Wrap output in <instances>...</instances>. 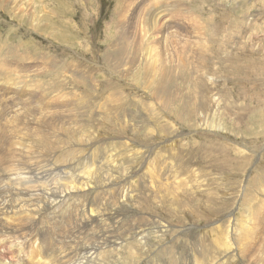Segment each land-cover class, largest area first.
<instances>
[{
  "label": "rangeland",
  "instance_id": "rangeland-1",
  "mask_svg": "<svg viewBox=\"0 0 264 264\" xmlns=\"http://www.w3.org/2000/svg\"><path fill=\"white\" fill-rule=\"evenodd\" d=\"M185 3L183 6L188 11L195 6L201 16L198 22H203L199 25L204 30L192 22L195 33L188 25H180L184 22L176 23L171 16L166 17V24L174 27L160 30L161 17L145 15L149 8L175 4L173 0H0V68L4 66L6 70L4 76L0 75L4 78L0 82L3 92L0 111L11 106L25 111L30 105L58 111L67 109L77 117L74 120L78 124H75H80L81 128L80 134L75 136L78 140L69 141L68 136L59 150L54 151L57 158L33 178L23 175L21 180L16 178L14 184L0 180V203L8 200L9 187L22 193L19 197L23 213L13 215L0 208V218L12 227L11 231H5L7 228L0 224V229L5 231V234L0 231V240L15 252L11 263L26 264L30 261L28 254L39 255L37 260L40 261L43 246L35 239L41 235L33 224L38 222L36 225L42 228L53 229L59 219L44 209L46 199L32 196L33 188L51 193L58 184L65 190L64 185L74 186L81 179V183L88 181L92 186L114 192L110 204L123 202L127 214L139 210L147 215L149 223H140L150 231L146 233L150 242L143 245L144 251L151 254L166 246L167 249L174 247L172 256L177 257L174 264H188L189 250L190 255L198 259L196 255L204 249L200 244L186 246V228L194 226L189 234L198 238L212 228L214 220L206 216L215 212L216 207L192 204L195 197L208 188V192L214 191L216 185L229 189L233 204L214 217L228 223L213 227L214 235L223 236L231 244L234 254L230 261L264 264V237L258 235L264 226L256 224L249 210L253 203L256 208L264 205V186L259 189L253 186L255 169L264 164V71H257L264 69V0H188ZM116 5L125 6L127 12L117 17ZM129 7L144 8L146 12H128ZM153 20L157 25L151 23ZM225 41L234 49L236 64H242L244 70L258 72L263 81L256 80L254 73L241 77L236 76L235 70L232 74L231 69L225 70L226 54L221 53ZM205 43H208V58L219 53L220 61L213 58L211 66L204 65V54L199 57L198 51ZM133 61L137 62L134 68ZM66 64L80 73L65 69ZM191 64L209 73H214L210 71L212 68L218 70L211 96L216 102L211 111L202 112L198 107L201 93L194 85L198 76L191 74ZM22 66L26 67L25 72ZM164 67L172 69L173 73L159 95L155 88ZM54 84L61 88L53 89ZM117 87L122 94H116ZM77 110L81 111L79 115ZM6 127L2 136L14 142V133ZM48 130L53 132L51 128ZM17 142L25 147L26 153H45L47 141L41 135L22 133ZM177 153L189 164L188 170H194L208 186L198 190L194 178H188L187 172L174 174V170H178ZM12 159L9 157V161ZM134 160L139 164L132 165L130 162ZM152 160L158 163L148 168L140 164ZM213 160V164L217 160L230 162L223 180L215 182L210 179L216 178L215 175L204 176L197 170L211 171L208 163ZM22 163L24 158L21 157L10 167L20 173ZM60 167L68 168L60 170ZM51 169L57 172L42 178L41 173ZM140 172L151 173L156 184L149 182L147 189L142 190ZM174 181L178 188L175 186L173 195L165 199ZM214 182L216 185L212 184ZM159 183L165 184L164 188H160ZM119 188L122 189L118 191ZM139 191L144 193L146 205L134 204ZM185 199L188 202L178 209L177 204ZM36 200H42L40 206H34ZM85 205L82 196L76 219H81ZM167 205H174L170 207L180 217ZM103 209L97 208L95 215L99 217ZM224 213L230 216L224 218ZM129 220L127 217L125 222ZM71 222L72 226L76 225L75 220ZM258 223L261 220L258 219ZM231 229H234L233 235L225 232ZM247 229L255 232L254 236L246 238ZM142 230L136 228L125 238L139 239ZM9 232L18 237H9ZM66 236L72 238L73 243L57 247V251L67 253L81 248L82 255L86 231L83 230L82 235L73 232ZM28 239L32 241L26 244L24 240ZM92 242L90 238L85 243L91 245ZM217 245V252L223 250L222 244ZM5 262L0 257V264ZM205 263L201 259V264Z\"/></svg>",
  "mask_w": 264,
  "mask_h": 264
},
{
  "label": "bare ground",
  "instance_id": "bare-ground-1",
  "mask_svg": "<svg viewBox=\"0 0 264 264\" xmlns=\"http://www.w3.org/2000/svg\"><path fill=\"white\" fill-rule=\"evenodd\" d=\"M133 1H138V0H133ZM173 1L175 2V4L171 6H165L163 8L160 7L157 9L149 8L145 15L150 16V17H153V16L161 17L162 19L160 18L158 20L159 22L163 21V24L158 27V29L160 30H168V28L174 27L171 24L170 25L166 24L168 21L166 17L171 16V17H174L172 19H174L176 23L182 21L184 23H180L181 26L188 25L189 26L188 29L192 28L191 31L197 33L195 26L192 25V22H195V25L198 26L197 27L198 29L202 28L199 25V23L202 25L203 22L202 23L198 22L201 16L196 10L195 6L190 8V10L188 11V9L186 10L185 9L186 7L183 6V4L185 2H188V0H173ZM116 7H117L116 9L117 17H121L122 13L127 12L125 11V6L116 5L115 8ZM129 9L130 10H128V12L141 11V13L143 14L146 12V9L144 8L129 7ZM151 23L152 24L156 23L157 25V21L155 20H153ZM152 38L154 40V37ZM206 46H208V43H205V47H203L202 49L198 51L200 52L199 57H203V54H204V59H205L204 65L209 64L211 66L213 63L212 62L213 58H216V60L218 59L220 61L219 53L217 56L215 53V56L210 55V57L208 58L207 53L209 52V48H207ZM222 49H223V52L221 53L226 54L223 60L226 71H227V68L231 69L230 74H232L235 70L236 76L239 75L241 77H244L245 75H247V73H254V75L258 77L256 80L258 81L262 80L258 72L256 71L251 72L250 70L249 71L244 70L242 64L240 63L236 64L237 61L235 62L234 57H233L234 49L231 46L230 42L228 41L223 42ZM215 50L218 52L216 48ZM197 53H195L192 56V58ZM239 56H243V55L240 54ZM136 63H137L136 61L132 62L133 68L136 66ZM169 64H172V62H169ZM191 65L193 66V67L191 66L192 67L191 74L194 73L195 76H198V79L194 83V85L196 86V88L200 89V93H201V98L199 100L200 102H198V107L199 109H202V112H205L206 110L211 111V109H213L212 108L213 103L215 104L216 102V100H214L213 97L211 96L214 95V90L216 87V80L218 78L217 76L218 70L214 71V69L212 68L210 71H213L214 73H209L207 71L206 73L205 68L196 67L194 64H191ZM22 67H23L21 69L22 72H25L26 67L24 66ZM64 68L72 72L80 73L79 70L76 69L75 67L70 68V64H66ZM257 71H264V69H258ZM4 73H6V70L4 66H2L0 68V75L4 76ZM170 73H173V70L168 67H164L158 79L160 81L159 82L157 81V87L155 88V91L157 92V94L162 95L160 94V90L163 87H166V83L169 80ZM3 79L4 78H0V82L3 81ZM52 88L55 90H59L61 86L54 84ZM2 93L3 92L0 90L1 95ZM116 94H122L120 93L119 87L116 88ZM200 104H201V107H200ZM78 108H80V106ZM25 112L27 113L25 114ZM80 113L81 111H78L77 114L79 115ZM75 118L77 117L72 115L71 110L64 109V110L58 111V110L44 109V108L37 107L34 105H30L28 108L26 107L25 111H24V108H21V110L20 108L15 110V108L12 106L9 108H6L5 110H1L0 111V124L4 125L5 127L6 125L14 126V127H6L10 132L14 133V142H10L7 136L5 137L2 136L1 133L5 129V127L0 126V154H2V157L0 159V180L1 182L8 181V183L14 184L15 180H17L16 178L21 180L22 176L27 175V174L31 175L33 178L34 176H36V174L39 172L40 169H42L43 167L48 165L52 160L57 158V156L54 154V151L59 150L61 144L66 138H68V136H69V141L78 140L75 138V136L80 134L81 128H80V124L78 125L79 127L76 125L78 124V122L77 123L75 122L76 120ZM78 121H79V118H78ZM60 124L68 125V126L62 127L60 126ZM73 124L76 125L77 127L73 126ZM27 126H30V127H27ZM45 128H48V129L51 128L53 129L52 130L53 132L50 133L48 132L49 130ZM22 133L29 134L31 136L41 135L47 141L46 147L44 148L45 153H41L40 151H34L33 153L24 152L25 147L17 142V139L20 137ZM30 142L32 141H29L28 143ZM126 144L129 147L128 142H126ZM19 145H21V147ZM148 152L149 151H143V153H148ZM176 155H177L176 162L178 165V170H174V174L176 173V171H177V174L179 175L187 172L188 178L190 177L194 178L193 181L197 183L198 190H200L202 187L208 186L207 184H203L204 180L200 176L198 177V175L195 174L194 170H188L189 164L185 162L186 160L182 159L179 153H177ZM9 157L13 159L9 161ZM21 157L24 158V163L21 164L20 173H18L15 168L10 167V164L13 162H16V160H18ZM138 158L140 159L141 156H139ZM214 161L215 160L210 161L208 163V168L211 171H209L208 169H197V170L199 171L201 175H204V176L215 175L216 178H210V179L215 180V182H217L218 180H223V176L228 170L230 162L222 161V160L218 162L217 160V162L213 164ZM130 163L132 165H135L137 161L134 160ZM152 163H158V161H154V160L148 161L147 164L140 162V164L143 167H147V168ZM67 168L68 167H60V170L67 169ZM239 170L241 169L239 168ZM255 170H256L255 171L256 174L253 178L254 180L253 186L254 187L256 186L257 189H259L262 186H264V164H260L259 166H257ZM53 172H57V169H51L47 172H42L41 173L42 178L48 177L49 173H53ZM67 174H70V173H67ZM140 175H141L140 181L143 182V183H140L142 190L147 189V184L149 182H150V185L156 184L155 180L151 177V173L148 174L147 172H142ZM148 178L150 179L148 180ZM79 181L80 182L78 184H75L74 186L64 185L66 187L65 190L62 189V186H61L62 184L60 185L58 184L56 187L52 189L51 193L49 192L45 193V191L37 190V187L33 188L32 196L34 197L41 196L42 198L46 199L47 201L44 203V209H46L47 212L53 213L56 220L58 218L59 219L55 223L53 229L52 228L46 229L44 227L42 228L41 225H36L38 222H35L33 224V227H35L41 235V238H38L35 240L39 241L40 242L39 245L43 246V252H41L42 253L41 259L40 261H38L37 259L39 258V255L28 254L27 252L22 251L28 254L30 258V261L27 262L26 264H53V263H61V264H174V259L177 258V257L173 258L172 256V253L174 252L173 250L174 247H172L171 249H167L168 246H166L164 249H158V250L156 249L157 251L151 254L149 252L144 251L145 248H143V245H147L150 242L149 236L146 233L150 231L147 229V227L146 228L141 227L140 223L142 224L145 223V225L149 223V220L147 219V215L142 214L139 210H136L130 214H127L125 211V205H123V202L121 203L113 202L112 204H110L111 195L114 192H112L109 189L103 188V187L92 186L90 182L88 183V181L82 182V183H81V179ZM215 182L212 184L216 185ZM164 186L165 184L159 183L160 188H164ZM166 186H170V184L169 185L166 184ZM175 186L176 188H178L176 182H175L174 187H172V190L169 192V194L167 195L165 199L173 195ZM121 189L122 188H119L118 191H120ZM128 190L129 189H127V191ZM209 190L210 188L206 189L202 193H199L195 197V202L192 204H197L199 207H203L205 205H208L209 207H216L215 212L206 216V217H209L210 219L213 218L214 221H212V225L210 224L212 228L204 235H201L200 238L191 236L189 234L193 232L194 226H192L191 228H186L185 229L186 231L183 230L188 234V239L185 238L186 239L185 241L188 242L186 246L193 245L192 243H194V245L200 244L204 246V249L198 253V256L196 255V257L199 260L191 256L190 255L191 252L189 250V253L186 259L187 263L188 264H201V259H202L208 264L209 263L210 264H238L236 260L230 261L231 255L234 254L231 251L232 250L231 244H229V242L225 238H223V236L216 237L214 235L215 229L213 228L220 223L224 226H226V223H228V222H225L223 219H214V217L215 216L217 217L223 211L230 209L231 203H232L230 201H231V198H233L231 197L232 192H229V189H224V187L222 188V186L220 185L219 186L216 185L214 191L208 192ZM246 190H247V187H246ZM225 192L228 193V196L221 197V194H224ZM21 194L22 193L17 191V189L9 187L8 196H7L8 200L2 201L0 203V208L4 211L6 210L5 212L9 210L10 213H12L13 215H17L21 212L23 213V208H22L23 206L21 205V198L19 197L21 196ZM82 196H83V200L86 203V205L83 207L81 219H76L78 215L76 214V211L79 212ZM243 199L244 198H242V200ZM174 201L177 202L178 199L174 198ZM187 202H188V199H185L184 201L178 203L177 204L178 209H181L182 207L181 204L187 203ZM246 202L247 201H245L244 203ZM40 203H42V200H36V203H34V206H40ZM134 204H137V205L147 204L146 197L142 191L141 192L139 191V194L134 199ZM96 205L98 206L97 208L99 207L100 209L102 207L104 208L103 211H100L99 217L95 215L96 209H97V208L95 209ZM112 205L115 207L114 209ZM170 206H174V205H170ZM170 206L167 205V207L173 213L177 214L178 217H180V214L176 212L175 210H173ZM34 210L35 209H33L32 212ZM249 210L253 214V218L256 221V224L258 226L259 225L264 226V205L260 208H256L255 204L253 203L252 208H250ZM196 211L197 213H199L198 212L199 208H197ZM28 213H31V211H28ZM224 215H225L224 218H226L227 216H230V214H225V213ZM123 216L125 217L122 218ZM64 217H67V218L64 219ZM127 217L130 220L128 222H125V219ZM1 218H0V224L7 228L4 230L11 231L12 227L7 223V220L1 219ZM67 219L68 221L70 220L69 223L67 222ZM258 219L261 220V223H258ZM72 220H75L76 227L72 226V222H71ZM96 226H98V229L96 228ZM66 227H68L69 229L66 230ZM136 228L143 229L141 233L139 234L140 235L139 239L125 238V236L129 232L133 231ZM50 230H55L58 232V234ZM83 230L86 231V240L82 243L83 249L85 250L82 255H81V248L78 250H72L67 253L57 251V247L65 246L67 244L73 243V239L66 236L68 233L77 232L80 235H82ZM0 231L3 234H5V231H3L2 229H0ZM225 232L233 235L234 229H231V231L228 230ZM259 232L260 233L258 235L261 236V238L264 237V228L260 230ZM59 233H62V234L59 235ZM252 233H255V232H252L250 231V229H247L245 231L246 238H251L252 235L254 236V234ZM8 234H9V237L10 236L18 237L13 232H9ZM80 237L81 236H79V238ZM90 238L93 239V242L91 245H88L85 242ZM3 241L4 240H0V243L6 246L2 248L0 245V257H2V260L6 261L4 264H17L16 262L11 263L12 256L13 257L15 256V252L9 249L6 242H3ZM25 241H26V244H29V241L31 242L32 239L24 240V242ZM217 244H222L224 246L223 250H220L219 252H217L215 250L218 247ZM103 246L105 248H103ZM32 253H33V250H32ZM17 260L18 259H16L15 261ZM182 264H186V262Z\"/></svg>",
  "mask_w": 264,
  "mask_h": 264
}]
</instances>
